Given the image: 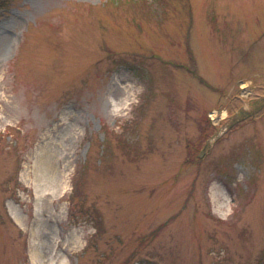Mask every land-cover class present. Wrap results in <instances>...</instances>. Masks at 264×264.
Listing matches in <instances>:
<instances>
[{
  "label": "rangeland",
  "instance_id": "1",
  "mask_svg": "<svg viewBox=\"0 0 264 264\" xmlns=\"http://www.w3.org/2000/svg\"><path fill=\"white\" fill-rule=\"evenodd\" d=\"M0 264H264V0H0Z\"/></svg>",
  "mask_w": 264,
  "mask_h": 264
},
{
  "label": "bare ground",
  "instance_id": "2",
  "mask_svg": "<svg viewBox=\"0 0 264 264\" xmlns=\"http://www.w3.org/2000/svg\"><path fill=\"white\" fill-rule=\"evenodd\" d=\"M11 215L13 216V218L18 222V219L16 217V215L12 212H10ZM47 251V245L43 242L39 244L38 250H37V255L39 256L40 252H42L43 254ZM36 255V254H35Z\"/></svg>",
  "mask_w": 264,
  "mask_h": 264
}]
</instances>
